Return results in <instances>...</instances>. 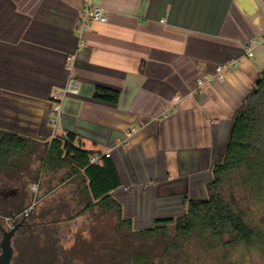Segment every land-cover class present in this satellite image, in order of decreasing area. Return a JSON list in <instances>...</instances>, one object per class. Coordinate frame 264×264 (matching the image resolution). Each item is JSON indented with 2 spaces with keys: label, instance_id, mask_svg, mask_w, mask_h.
Instances as JSON below:
<instances>
[{
  "label": "crops",
  "instance_id": "0c3cea01",
  "mask_svg": "<svg viewBox=\"0 0 264 264\" xmlns=\"http://www.w3.org/2000/svg\"><path fill=\"white\" fill-rule=\"evenodd\" d=\"M88 5L108 21L82 34ZM262 34L264 0H0V129L39 142L20 170L0 175L25 191L0 196L21 194L24 209L37 198L66 208L55 194L66 179L63 190L83 196L85 211L83 170L45 168L52 140L73 134L94 156L112 149L121 182L113 195L137 227L184 213L186 199L205 197L235 113L264 71V42L244 57V44ZM70 79L79 94L62 99L57 118L53 97ZM97 87L119 92L118 103L95 99Z\"/></svg>",
  "mask_w": 264,
  "mask_h": 264
},
{
  "label": "trees",
  "instance_id": "16d2710c",
  "mask_svg": "<svg viewBox=\"0 0 264 264\" xmlns=\"http://www.w3.org/2000/svg\"><path fill=\"white\" fill-rule=\"evenodd\" d=\"M94 98L117 104L120 94L111 89L97 87ZM75 141L73 134H68L66 138H54L50 144L45 168L61 170L69 166L72 173L70 176L83 170L84 178L89 181L85 189V212L95 208L116 212L120 221L119 227L129 228L142 238L167 239L173 228L179 240L212 241L230 250L240 246L251 248L257 240L264 241V234L249 224L246 212L235 208L225 196L227 186H237L248 190L255 199L264 201V71L235 113L225 151L220 161L212 164L211 180L205 185L206 198L186 199L184 213L158 219L150 227L136 228L134 219L125 216L122 202L113 195L121 186L113 163L104 158L102 165H92L90 159L94 154L76 148L73 145ZM38 143L33 138L0 129V175L9 169L20 170L19 165L25 155L30 156L39 151ZM2 191L7 192L10 189L2 186L0 193ZM24 199L21 194L10 200H4L0 196V217L5 219L23 212ZM66 208H54L47 216L66 214ZM2 224L0 223V230ZM35 227L39 225L25 222L18 231V238L26 244V250L20 253L23 257L22 264H57L54 258L49 257L51 254L30 256L29 251L33 248H29V240L31 235L35 234ZM51 251L54 249L51 248ZM125 255V251L115 249L112 264H156L141 252L128 257ZM22 261L17 260L14 264H21Z\"/></svg>",
  "mask_w": 264,
  "mask_h": 264
},
{
  "label": "rangeland",
  "instance_id": "374dc122",
  "mask_svg": "<svg viewBox=\"0 0 264 264\" xmlns=\"http://www.w3.org/2000/svg\"><path fill=\"white\" fill-rule=\"evenodd\" d=\"M42 165L41 162L40 166ZM44 180L45 178L42 179V184ZM65 180L55 184L59 186L55 194L61 205L68 203L66 209L70 210L69 213L47 216L46 212L53 211L55 205L48 203L39 205L38 198L33 202L35 207L26 219V223H35L31 218L34 213L35 218L36 215L41 217L39 220L41 224L35 227V234L30 237L29 248H33L29 251L30 256L51 254L49 257L54 258L57 264H112L114 250L120 249L125 251L126 257L141 252L156 264H264L263 240H257L251 248L240 246L230 250L212 241L179 240L173 228L167 239L142 238L129 228L119 227L120 221L116 212H106L100 208L88 212L82 211L85 207L83 196L76 195L71 187L63 190L65 185L62 184ZM2 186L10 190L16 186L18 190L26 189L24 185L20 186L17 183L1 182L0 188ZM225 196L235 208L246 212L247 220L252 227L264 234L263 200L255 199L248 190L237 186H227ZM0 223L2 224L1 221ZM11 226L5 220L2 229L9 231ZM135 227L139 228L136 225ZM19 236L17 232L13 238L14 263L17 260L22 261L23 257L20 253L26 250V244L20 241ZM2 239L3 233L0 230V243ZM51 248L54 251H51Z\"/></svg>",
  "mask_w": 264,
  "mask_h": 264
},
{
  "label": "built area",
  "instance_id": "2783aa9c",
  "mask_svg": "<svg viewBox=\"0 0 264 264\" xmlns=\"http://www.w3.org/2000/svg\"><path fill=\"white\" fill-rule=\"evenodd\" d=\"M108 21V17L106 16L105 10L101 7L93 6V5H88L84 11L81 14L80 18V24H79V30L83 34L93 23H106ZM264 42V34L261 36L257 37L256 39L250 40L244 44V57L245 58H253L255 55V49L257 45L260 43ZM68 61H71V58L68 59ZM232 66L237 67L239 65V61H231L229 63ZM220 79H223V76L219 77ZM216 81V77H213L211 79H202L199 81V86L204 85L205 83H213ZM77 95L79 94V87L74 79H70L67 86L65 87L64 91L62 94H56L53 97V102L55 104L54 111L57 115V118L60 117L61 114V101L64 97L67 95ZM180 101L179 98L175 99V103H178ZM171 108V107H170ZM135 129L127 131V136H131L133 133H135ZM66 138L67 135H64ZM73 145L78 148L82 149L81 145L77 144L76 142L73 143ZM112 153V149H110L108 152H106L103 156L100 155H95L91 157L90 163L92 165L99 164V162L103 158H110ZM32 191L35 193H38L39 191V186L38 184L34 185L32 188ZM35 207V203L31 204L27 209H25L23 212L13 216V217H8L5 218L6 222H8L10 225H14L17 222L22 221L23 219H27L30 216V213Z\"/></svg>",
  "mask_w": 264,
  "mask_h": 264
},
{
  "label": "water",
  "instance_id": "95a60500",
  "mask_svg": "<svg viewBox=\"0 0 264 264\" xmlns=\"http://www.w3.org/2000/svg\"><path fill=\"white\" fill-rule=\"evenodd\" d=\"M221 157L217 159V161H220ZM2 195H9L12 194V192L9 193H0ZM206 198V194L205 197ZM26 222V219H23L21 222L14 224L11 226L10 230H4L1 228L3 233V239L0 243L1 248V254H0V264H13L14 259V247H13V238L15 237L16 233L24 226V223Z\"/></svg>",
  "mask_w": 264,
  "mask_h": 264
},
{
  "label": "flooded vegetation",
  "instance_id": "af4514ba",
  "mask_svg": "<svg viewBox=\"0 0 264 264\" xmlns=\"http://www.w3.org/2000/svg\"><path fill=\"white\" fill-rule=\"evenodd\" d=\"M5 193H9V192L7 191V192H5ZM13 264H14V262H13Z\"/></svg>",
  "mask_w": 264,
  "mask_h": 264
}]
</instances>
